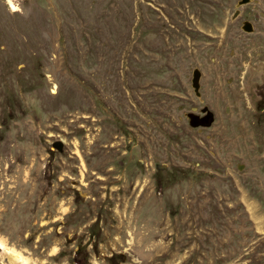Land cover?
Masks as SVG:
<instances>
[{
	"label": "rangeland",
	"instance_id": "1",
	"mask_svg": "<svg viewBox=\"0 0 264 264\" xmlns=\"http://www.w3.org/2000/svg\"><path fill=\"white\" fill-rule=\"evenodd\" d=\"M263 89L264 0H0V264H264Z\"/></svg>",
	"mask_w": 264,
	"mask_h": 264
},
{
	"label": "bare ground",
	"instance_id": "2",
	"mask_svg": "<svg viewBox=\"0 0 264 264\" xmlns=\"http://www.w3.org/2000/svg\"><path fill=\"white\" fill-rule=\"evenodd\" d=\"M219 29V28H218ZM218 29H213V30H215V32H221V31H219ZM222 33V39H227L228 40V42H230V44H235V42H237L238 40H236L234 37H233V35L232 34H229L228 33V30H225V31H223V32H221ZM222 41V40H221ZM220 42V41H219ZM239 42V41H238ZM182 42H180V44L179 45H177V46H175L176 47V51H182V52H185V53H188V51L186 52L185 51V47H184V45L183 44H181ZM234 46V45H233ZM204 49V48H203ZM192 51V50H191ZM199 51V50H198ZM225 54V53H224ZM228 58V57H227ZM183 59H185V60H188V61H195V58H183ZM225 60V59H224ZM232 61V60H231ZM214 62V61H213ZM232 63V62H231ZM213 64V63H212ZM235 65H237V64H235ZM222 66V65H221ZM213 68V67H212ZM219 68V67H218ZM215 69V68H214ZM223 69V68H222ZM230 69V68H229ZM231 70V69H230ZM2 243V242H1ZM0 243V244H1ZM2 245V244H1ZM17 259H18V257H17V255L15 256ZM12 258V257H11ZM16 258H12V261H16Z\"/></svg>",
	"mask_w": 264,
	"mask_h": 264
},
{
	"label": "flooded vegetation",
	"instance_id": "3",
	"mask_svg": "<svg viewBox=\"0 0 264 264\" xmlns=\"http://www.w3.org/2000/svg\"><path fill=\"white\" fill-rule=\"evenodd\" d=\"M250 96L252 95L250 94ZM255 96L257 97L255 101L249 102V104H251V106L256 108L258 111L262 112V110H264V89Z\"/></svg>",
	"mask_w": 264,
	"mask_h": 264
},
{
	"label": "water",
	"instance_id": "4",
	"mask_svg": "<svg viewBox=\"0 0 264 264\" xmlns=\"http://www.w3.org/2000/svg\"><path fill=\"white\" fill-rule=\"evenodd\" d=\"M243 30H245L246 32H249V31H250V28H249L248 24H245V25H244ZM196 78H197V75L194 74V76H193V80H192L193 85L195 84V80H196ZM194 86H195V85H194ZM52 148H54V149L57 150V151H61V148H62V144H61V142H60V141H55V142L52 144Z\"/></svg>",
	"mask_w": 264,
	"mask_h": 264
}]
</instances>
